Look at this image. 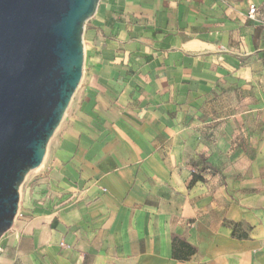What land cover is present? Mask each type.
Returning a JSON list of instances; mask_svg holds the SVG:
<instances>
[{"label": "crops", "instance_id": "crops-1", "mask_svg": "<svg viewBox=\"0 0 264 264\" xmlns=\"http://www.w3.org/2000/svg\"><path fill=\"white\" fill-rule=\"evenodd\" d=\"M83 46L0 264H264V0H100Z\"/></svg>", "mask_w": 264, "mask_h": 264}, {"label": "water", "instance_id": "water-1", "mask_svg": "<svg viewBox=\"0 0 264 264\" xmlns=\"http://www.w3.org/2000/svg\"><path fill=\"white\" fill-rule=\"evenodd\" d=\"M100 0H0V239L77 91Z\"/></svg>", "mask_w": 264, "mask_h": 264}, {"label": "trees", "instance_id": "trees-1", "mask_svg": "<svg viewBox=\"0 0 264 264\" xmlns=\"http://www.w3.org/2000/svg\"><path fill=\"white\" fill-rule=\"evenodd\" d=\"M172 251L173 257L177 260H188L195 252V249L188 245L185 241H181L176 238V236L172 237Z\"/></svg>", "mask_w": 264, "mask_h": 264}, {"label": "rangeland", "instance_id": "rangeland-1", "mask_svg": "<svg viewBox=\"0 0 264 264\" xmlns=\"http://www.w3.org/2000/svg\"><path fill=\"white\" fill-rule=\"evenodd\" d=\"M65 117V116H64ZM63 117V119H64ZM63 121V120H62ZM58 130V129H57ZM56 130V131H57ZM50 142V141H49ZM49 144V143H48ZM48 147V146H47ZM46 157L43 161V165L42 167H39L36 170L31 171L25 178L24 183L21 185V187L19 188V199L22 198V195L24 193H27L29 191H31L33 189V187L35 186V184L37 183V181L39 180L40 177H42L43 173H44V163H45Z\"/></svg>", "mask_w": 264, "mask_h": 264}, {"label": "built area", "instance_id": "built-area-1", "mask_svg": "<svg viewBox=\"0 0 264 264\" xmlns=\"http://www.w3.org/2000/svg\"><path fill=\"white\" fill-rule=\"evenodd\" d=\"M256 12H257V9H256V7H254V6H251L250 8H249V18H253L254 17V15L256 14Z\"/></svg>", "mask_w": 264, "mask_h": 264}, {"label": "bare ground", "instance_id": "bare-ground-1", "mask_svg": "<svg viewBox=\"0 0 264 264\" xmlns=\"http://www.w3.org/2000/svg\"><path fill=\"white\" fill-rule=\"evenodd\" d=\"M44 161V160H43ZM42 165H43V163L41 164V166L40 167H42Z\"/></svg>", "mask_w": 264, "mask_h": 264}]
</instances>
